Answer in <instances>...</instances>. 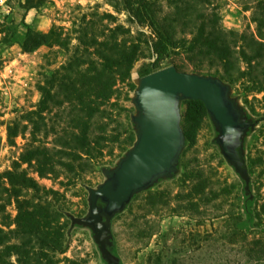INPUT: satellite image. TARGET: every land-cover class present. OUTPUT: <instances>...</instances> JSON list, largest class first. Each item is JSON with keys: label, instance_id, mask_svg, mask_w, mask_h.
Listing matches in <instances>:
<instances>
[{"label": "rangeland", "instance_id": "rangeland-1", "mask_svg": "<svg viewBox=\"0 0 264 264\" xmlns=\"http://www.w3.org/2000/svg\"><path fill=\"white\" fill-rule=\"evenodd\" d=\"M216 1L227 30L255 32L252 13L244 10L240 0ZM111 3L119 7L118 0H0V173L11 169L23 149L34 141L32 125L24 121L28 130L14 144L10 143L8 125L23 111L26 115L38 109L42 99L38 85L44 83L43 75L61 67L69 57L66 47L59 46L51 54L47 46L24 52V22L38 34L49 33L54 25L63 27L73 39L69 47H75L78 35L74 30L89 22L102 29L108 24L104 15L110 13L117 24L131 30L132 37H138L142 31L148 38L145 54L132 71L136 90L127 91L120 85L113 100L115 105L109 108V133L117 132L121 125H130L136 134L134 145L121 149L119 143L113 144L103 158L76 179L64 174L60 178H41L33 166L24 165L42 187L62 195L49 197L66 208L61 220L66 226L64 249L56 258L60 264H110L100 250L93 228L73 224L72 217L89 216L90 189L102 186L135 146L138 127L133 118L140 115L135 98L144 77L139 72L155 62V34L132 23L125 12H117ZM51 63L55 65L50 66ZM185 64L183 58L175 56L164 61L160 70ZM184 70L193 69L186 66ZM222 82L229 87V98L242 120L250 123L239 149L250 176L249 190L247 181L223 155L221 133L213 117L195 100L181 99L184 142L175 169L136 192L113 217L104 215L110 230L107 247L119 264H264V93L252 92L247 98L242 86ZM55 114L43 113L49 127L56 123ZM188 133L195 137L194 142L188 140ZM38 140L36 144L52 147L54 136H40ZM202 180L206 187L198 195L194 189ZM99 205L104 207L105 203L100 200ZM9 212L16 215L14 207Z\"/></svg>", "mask_w": 264, "mask_h": 264}, {"label": "trees", "instance_id": "trees-1", "mask_svg": "<svg viewBox=\"0 0 264 264\" xmlns=\"http://www.w3.org/2000/svg\"><path fill=\"white\" fill-rule=\"evenodd\" d=\"M240 1L244 10L252 13L255 32L227 30L216 0H118L120 8L111 4L117 12H125L132 23L155 34V62L144 67L141 76L180 56L186 62L176 66L180 71L187 72L184 69L190 66L193 70L188 73L240 85L248 98L252 92L264 93V0ZM104 16L108 24L102 29L89 22L74 30L78 35L75 47H69L73 39L63 27L54 25L49 33L38 34L24 22V52L47 46L51 54L59 46L66 47L69 57L61 67L43 75L44 83L38 85L42 95L38 109L26 115L23 111L7 127L8 141L14 144L28 130L24 121L28 122L34 141L23 149L11 169L0 173V264H60L57 254L63 253L66 226L61 220L66 208L49 200L62 195L42 187L24 169L25 164L33 166L41 178L64 174L76 179L113 144L131 148L136 141L130 125L109 133V108L115 105L120 85L127 91L136 90L132 71L145 54L148 38L142 31L132 37L131 30L117 24L114 15ZM196 102L206 112L204 103ZM54 111L56 123L49 127L43 113ZM51 135L52 147L36 144L40 136L47 139ZM187 138L195 141L189 133ZM205 187L202 180L194 191L200 195ZM10 207L15 208V216Z\"/></svg>", "mask_w": 264, "mask_h": 264}, {"label": "water", "instance_id": "water-1", "mask_svg": "<svg viewBox=\"0 0 264 264\" xmlns=\"http://www.w3.org/2000/svg\"><path fill=\"white\" fill-rule=\"evenodd\" d=\"M181 99L204 103L219 127L223 155L247 181L249 190L250 176L239 149L250 123L242 120L240 111L229 98V87L218 78L180 71L176 66L144 76L135 98L140 111L133 118L138 127L135 146L102 186L90 189L89 216L72 217L73 224L93 228L100 250L110 264H119V260L107 247L110 230L104 215L113 217L136 192L175 169L184 142L180 126ZM100 200L105 203L104 207L99 205Z\"/></svg>", "mask_w": 264, "mask_h": 264}]
</instances>
